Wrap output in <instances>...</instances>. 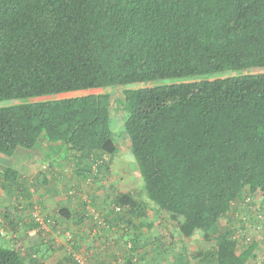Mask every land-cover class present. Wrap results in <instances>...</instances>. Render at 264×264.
I'll return each instance as SVG.
<instances>
[{"label": "trees", "instance_id": "trees-1", "mask_svg": "<svg viewBox=\"0 0 264 264\" xmlns=\"http://www.w3.org/2000/svg\"><path fill=\"white\" fill-rule=\"evenodd\" d=\"M0 103V156L38 150L50 171L29 181L0 167L14 212L41 186L59 195L52 158L63 146L78 182L108 168L120 151L112 109L145 196L111 186L99 207L96 194L92 207L74 203L76 216L63 206L69 196L55 221L37 216V242L3 211L11 237L0 264H49L48 227L59 219L114 228L121 264H188L185 248L171 262L167 253L195 234L210 243L196 264H257V241L234 223L241 210L255 223L264 209V0H0ZM69 237L63 261L80 264Z\"/></svg>", "mask_w": 264, "mask_h": 264}, {"label": "rangeland", "instance_id": "rangeland-1", "mask_svg": "<svg viewBox=\"0 0 264 264\" xmlns=\"http://www.w3.org/2000/svg\"><path fill=\"white\" fill-rule=\"evenodd\" d=\"M120 91H121V88H119V87L115 88V89L108 90L109 94H111L113 98H117ZM0 104H4V103H0ZM111 117H112V121L114 122L113 123L114 124V139H115L116 143L119 145L120 151L116 154V156L113 158L111 163L108 164L107 169L104 168V169H102V171H100V172L98 171L95 173V175H93V176H96V179L89 177V178L85 179L84 181H82V179H80L79 182L77 181V178L73 174H71V172H74V170L71 168L70 165H68V166L65 165V162L67 161L65 156H67V154L69 152L68 150H66L65 146L62 147V152L58 156H56L57 154L54 155V150L52 152L49 151V153L51 154L52 157L54 155V157L52 159H54V161L56 160L55 165L52 163V166L56 167V169L53 170V174H57V175L60 174V176H58L59 181L52 183L50 188L51 189H58V191L60 192L59 195L64 196L65 193H67V194L71 193V196H73V197L76 196V199L70 200L68 205H66V204L63 205L64 203L62 204L63 206H67L68 209L70 208L73 216H76L75 211L77 210V207H76L77 204H74V203H78L79 200L81 201V203L83 201H86V202L88 201L87 204H89L91 206L92 199L90 197L93 194L97 195V198H96L97 207L100 206L99 203H102V202L107 203V201H109L108 195H110V193L112 192V191L111 192L109 191L111 186L115 187L117 189H120V190L132 191L135 194H141V190L143 187V181L138 174V170L135 167L134 157H133L131 151L129 150V140L125 136V134L123 133V130L119 129V128H121V126H123L124 117L121 116V112L114 111V109L111 110ZM34 154H35V158H34V166H33L34 168L33 169L36 171H48L45 168L46 167L45 165H47V162L42 161V157H43L42 153L37 150L36 152H34ZM18 156H17V152L14 153V155L11 157V159H9V158L7 159V158L0 156V167L6 168V167H9L11 164V167L15 168L12 166L11 161L18 162L17 160H14V159L20 160L21 158L25 157V154H19L18 153ZM8 160H9V164L6 162ZM5 164H7V166ZM59 164H61V166H62L61 168L58 167ZM75 170H79V169H75ZM48 172H49L48 174L50 175V171H48ZM25 184H27L26 190L28 191L30 189L29 184H28V182H26ZM37 184L38 183L36 182L35 185H37ZM66 189H68L67 192L65 191ZM39 190H40V192H44L45 188L41 186L37 190L38 193H40ZM37 191H36V193H37ZM15 192H16V195H18V192L17 191H15ZM0 194H1V196H0V213L1 212L3 213V211H7L8 215H10L11 217H15L14 210L10 209L8 207L7 203L4 202L3 193L1 192ZM140 196L142 197V199H145V196L143 194H141ZM61 198H63V197H61ZM48 199H49V197H48ZM64 200L65 199H63L62 201H64ZM255 202H256V204L261 205V199H258ZM62 205H60V206H62ZM91 207L87 208V211ZM251 210H252V207H251ZM263 210L259 209L258 207L256 209V213L262 214V215L256 214V217H257V220H259V223H257V220L255 223L250 222L249 217H248L249 215L247 214L248 212H246L244 210H241L242 211L240 213L241 218H238V219L236 218V220L239 222V225L237 222L234 223L235 227H243L244 226V228H246V230L249 227L248 230L246 231V233H248L250 241H257V243H258V249L256 250L257 264H264V211ZM79 211H82L81 213L86 212V210L84 208H80L78 210V212ZM252 213H254V212H252ZM225 223H226L225 220H220L217 222V225L220 227H223L225 225ZM0 229H1L0 238L2 239V241L6 242L5 245H2L0 243V246L6 247L9 244L8 241H9V238L11 237V234H10V231L6 228H0ZM171 230H173V229H171ZM19 234L22 235L23 233L21 232ZM68 235H71V233H69ZM177 239H179V238H177ZM66 240H67V238H66ZM171 246H172L173 250L167 253V256H168L170 262H171V258H173L172 254L175 255V254L179 253V248L183 247V248H185V251H186L185 254H187V256L189 257V260H190V262L188 261V264H196L198 259H195L194 256L198 252L203 251V249L209 247L210 243L203 241L201 235L195 234L192 238L183 239L180 242L176 243V245L172 244ZM162 256L163 255H161V257ZM165 258H166V256H165ZM165 258L163 260H165ZM162 264H165V263H162ZM178 264H187V258L186 257L181 258L180 262H178Z\"/></svg>", "mask_w": 264, "mask_h": 264}, {"label": "crops", "instance_id": "crops-1", "mask_svg": "<svg viewBox=\"0 0 264 264\" xmlns=\"http://www.w3.org/2000/svg\"><path fill=\"white\" fill-rule=\"evenodd\" d=\"M16 152L17 156L19 153L25 154V157L21 158L20 160L14 159L18 162L11 161L12 166L15 167L13 169L19 173L20 177L32 181L37 172H39L33 169L35 158L34 152L25 151L20 148H18ZM6 162L9 164V160ZM5 165L7 166V164ZM9 167H11V164ZM69 196H71V193H65L64 196L58 195L56 197H52L51 195H47L44 192L38 193L37 191L36 193V191H34L33 195L28 199H22L24 200L22 203L25 204V206L21 204V207L18 209L19 213L15 212L18 223H15L14 221V227L16 226V230L19 232H23L24 234H27V236L33 237V242H37L38 237L36 233L38 230V224L35 222L38 219L37 216L45 224L47 219L50 217V219L55 221V211L57 212L56 207L62 205L64 201H68ZM71 198L76 199L73 196H71ZM63 199L65 200L62 201ZM80 217L81 215H79V218ZM90 225H92V223L86 220H80L73 224L59 219L57 220V224H55V228L52 226L48 227V238L55 242V248L57 249V251L53 252L48 259L49 264H67L66 261H63L64 256L62 255L63 253H67L69 251V247L71 248V240H69L71 237H69V233L73 235V240L76 242V244L73 246L76 248V250L73 248L74 253L78 254L75 256V259H80L81 257V264L123 263L126 257V252L123 248L117 245L120 240V234H117L114 228L108 227L105 223H103V229H99L98 231L91 230ZM56 231H59L61 234L56 235ZM146 238L147 235L144 237V239Z\"/></svg>", "mask_w": 264, "mask_h": 264}, {"label": "built area", "instance_id": "built-area-1", "mask_svg": "<svg viewBox=\"0 0 264 264\" xmlns=\"http://www.w3.org/2000/svg\"><path fill=\"white\" fill-rule=\"evenodd\" d=\"M81 261H82L81 259L78 260V262H79L80 264H81Z\"/></svg>", "mask_w": 264, "mask_h": 264}]
</instances>
